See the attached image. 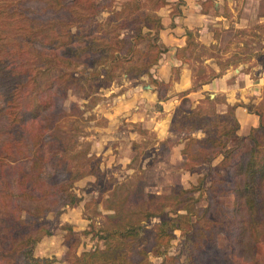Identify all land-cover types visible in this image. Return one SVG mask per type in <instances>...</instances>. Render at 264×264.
I'll use <instances>...</instances> for the list:
<instances>
[{
    "label": "trees",
    "instance_id": "16d2710c",
    "mask_svg": "<svg viewBox=\"0 0 264 264\" xmlns=\"http://www.w3.org/2000/svg\"><path fill=\"white\" fill-rule=\"evenodd\" d=\"M163 3L164 0H126L120 4L116 0H25L18 4L20 19L36 25L25 37L29 51L22 50L17 57H5L0 42V209L21 227L26 219L22 217L20 201L43 200L45 205L36 213H28L30 231L17 237L11 250L12 264L53 263L55 257L34 253L42 235L50 234L39 219L48 212L56 213L58 207L74 205L73 184L88 174V148L67 156L74 146L60 142L57 134L68 115L63 92L77 89L80 97L89 95L84 87L77 86L75 68L83 65V69H92L87 81L101 76L113 80L123 70L126 75L147 73L154 87L166 83L150 73L166 51L159 41L162 23L157 13ZM104 12L107 15L103 22L113 24L107 40L104 33L99 35L103 22L98 19ZM187 35L182 50L189 47L191 33ZM144 40L145 46L140 48ZM30 52L40 58L42 65L52 63L53 67L64 68L45 87L34 91L29 87L42 68L35 62L30 66V60L21 57ZM156 94L160 100L157 89ZM185 102L189 99L179 104L178 108L185 110L178 117L180 127L174 131L203 133L201 137H183L185 168L194 170L221 156L216 167L210 166L206 205L199 206L194 195L202 191V179L190 188L176 186L167 195L148 194L146 206L135 212L125 210L126 199L120 200L108 207L113 212L108 227L95 233L102 247L68 252L62 258L67 264H150L151 255L161 257V264L168 259L175 264H215L211 253L218 250L220 225L228 229L231 256L239 263L254 261L256 246L264 237V101L228 104L225 114L215 110V97L206 96L202 101L205 107L185 108ZM237 106L257 117V125L247 135H237L239 121L233 112ZM229 116L232 124L226 120ZM78 134L74 128L70 138L76 139ZM234 138L235 145L229 146ZM246 140L250 145L244 149ZM56 142L59 148L54 150ZM219 168L227 169L229 181ZM223 195H232L230 206L219 204L217 197ZM136 214L140 216L133 218ZM151 217L163 218L151 229L142 226ZM175 230L180 231L183 243L180 252L169 258L166 251Z\"/></svg>",
    "mask_w": 264,
    "mask_h": 264
},
{
    "label": "rangeland",
    "instance_id": "374dc122",
    "mask_svg": "<svg viewBox=\"0 0 264 264\" xmlns=\"http://www.w3.org/2000/svg\"><path fill=\"white\" fill-rule=\"evenodd\" d=\"M24 1L0 0V38L7 37L4 40L0 39L5 57H17L22 50L29 51L25 37L35 29L36 23L20 19L18 4ZM124 1L126 0H116V3ZM145 1L141 0L142 3ZM164 1L165 3L157 9V13L160 9L162 12L169 9L171 12H177L186 2ZM194 2L198 3L200 10L202 7L209 16L203 19L205 21L202 20L201 27L192 29L189 47L176 53L181 59V65L171 67L169 82L154 87L147 73L126 75L123 70H119L113 80H105L101 76L87 81L86 76L92 69L88 67L83 69V65L75 68L77 73L74 76H78L77 86L84 87L89 95L82 98L77 89H67L63 92L68 115L59 125L57 134L61 138L60 142H69L70 146H74L66 153L67 156L78 149L88 148L85 166L88 174L73 184L72 191L76 195L74 205L58 207L56 213L48 212L46 217L39 219L50 234L42 235L35 247L36 256L55 257L52 264H67L62 258L68 252L79 253L96 246L102 247V241L95 233L100 228L108 227L111 222L110 216L113 212L108 207L123 199H126L123 202L124 209L135 212L138 208L146 206L148 194L167 195L176 186L190 188L202 179L203 189L194 195L199 206L206 205L210 166L216 167L221 156L212 162L197 166L194 170L185 168L184 155L181 153L183 137L186 135L201 137L203 133L200 130L174 131L180 127L178 117L183 115L182 110H185L178 107L184 98L189 99V102H185V108L196 105L205 107L206 104H202V101L209 96L217 100L213 105L215 110L225 114L228 111V104L225 95L220 92L208 90L207 93H197L195 98L187 97L188 91L176 93L172 91L174 82L179 80L180 75L187 76L191 82L190 89L198 90L202 83L215 79L214 76L218 79L225 73L231 74V77L240 74V79L235 82L249 84L247 93L244 94L247 96L245 102L258 104L264 101V0H194ZM106 15L104 12L98 20L103 22L102 18ZM112 25V22L109 24L103 22V32L101 31L99 35L104 33L107 40L112 33L109 31ZM145 43L146 40L140 43L139 47L144 48ZM27 53L21 57L29 59L30 66L35 62L36 67L42 68L29 87L32 91L45 87L52 77L64 71L63 67H53L52 63H47L48 66L42 65L39 57L31 52ZM97 64L94 62V66L99 68ZM154 66L150 69L152 77ZM143 85H149L150 90L153 87L155 91L157 89L160 100H150L149 96L142 95ZM135 86L138 89H134ZM131 88L138 91L132 94ZM168 94L176 98L164 102L168 99L166 97ZM131 108L142 111L144 121L132 122ZM233 112L236 116L235 111ZM208 118L212 119L211 116ZM231 118L232 116H229L226 119L230 124ZM253 118L246 120L247 126L253 123ZM255 118L257 119L256 116ZM187 126L183 125L184 128ZM74 128L79 132L77 140L70 138ZM249 129L245 128L243 133L238 130L237 135H247ZM235 141V138L232 139L229 146L235 145ZM56 143L54 150L59 148L58 142ZM249 145V141L246 140L244 149ZM72 157L74 161L77 159L76 156ZM218 170L223 178L229 181L227 169ZM217 200L221 206L228 207L232 203V195H223L217 197ZM19 204L22 208V217L26 219V224L21 227L0 209V264H12L11 250L17 237L30 231L31 221L28 213H36L38 207L45 205L43 200H24ZM139 216L136 214L133 218ZM163 217H151L143 221L142 226L151 229ZM217 229L218 250L215 249L211 253L215 264H244L231 256L228 229L223 225ZM173 234L174 237L166 251L169 258L180 252L183 243L179 230H175ZM256 250L254 261L247 264H264V237L257 244ZM149 260L150 264H161L162 258L151 255ZM165 263L175 264L169 259Z\"/></svg>",
    "mask_w": 264,
    "mask_h": 264
},
{
    "label": "crops",
    "instance_id": "0c3cea01",
    "mask_svg": "<svg viewBox=\"0 0 264 264\" xmlns=\"http://www.w3.org/2000/svg\"><path fill=\"white\" fill-rule=\"evenodd\" d=\"M200 5L195 3L194 0H186L185 4L180 6L181 10L177 12H171V9L165 10L162 12L160 9L158 11V15L160 16L162 28L159 31V41L166 48V51L163 53L162 57L159 59L158 63L154 66V75L153 77L157 80L169 82L171 77V67L181 65V59L176 56L178 50H182L187 43L188 35L187 33L192 31V29H196L202 26V20L209 16V14L202 11V7L200 10ZM205 21V20H203ZM199 31V30H198ZM190 40V39H189ZM233 79V80H232ZM240 79V74L237 76L231 77V74L228 73L222 74L220 78L212 79L206 83H202V85L198 88V90L190 89V78L187 76L180 75L178 81L174 82V90L176 93L188 91L186 94L187 97H197V93H202L209 91H215L214 93H222L225 95V101L227 104L233 105L236 102L246 103V97L244 94L247 93V88L249 84L246 83H238L235 80ZM137 86L134 87V89ZM142 95H146L150 97V100H157V94L154 90L148 89L143 85L141 87ZM134 91L130 89L132 94ZM173 93V92H171ZM214 94H211V96ZM152 96V97H151ZM166 97L167 102L170 98H176V96L168 94ZM147 101L149 98H146ZM176 101V100H174ZM160 103V102H159ZM135 108V107H134ZM235 115L237 120L239 121V131L243 133L245 128L254 127L257 125V119L255 116L248 112L246 109L241 106H237L235 109ZM253 123L247 126L246 120L252 119ZM145 116L142 114V111H137L131 108L130 119L132 122L136 121H144ZM256 119V120H255ZM161 122V121H160ZM163 131V129H161ZM168 130V129H167ZM168 133V131H166ZM164 136V135H163ZM162 136V137H163Z\"/></svg>",
    "mask_w": 264,
    "mask_h": 264
},
{
    "label": "water",
    "instance_id": "95a60500",
    "mask_svg": "<svg viewBox=\"0 0 264 264\" xmlns=\"http://www.w3.org/2000/svg\"><path fill=\"white\" fill-rule=\"evenodd\" d=\"M145 87H146V88H150V86H149V85H146ZM212 96H213V95H212Z\"/></svg>",
    "mask_w": 264,
    "mask_h": 264
}]
</instances>
